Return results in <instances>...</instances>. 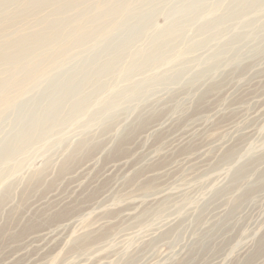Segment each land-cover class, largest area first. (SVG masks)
I'll use <instances>...</instances> for the list:
<instances>
[{"label": "rangeland", "instance_id": "1", "mask_svg": "<svg viewBox=\"0 0 264 264\" xmlns=\"http://www.w3.org/2000/svg\"><path fill=\"white\" fill-rule=\"evenodd\" d=\"M0 264H264V0H0Z\"/></svg>", "mask_w": 264, "mask_h": 264}]
</instances>
